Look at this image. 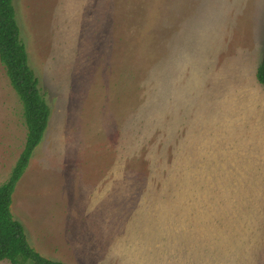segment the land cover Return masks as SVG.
<instances>
[{
  "label": "rangeland",
  "instance_id": "1",
  "mask_svg": "<svg viewBox=\"0 0 264 264\" xmlns=\"http://www.w3.org/2000/svg\"><path fill=\"white\" fill-rule=\"evenodd\" d=\"M13 6L51 112L12 198L30 246L66 264H264V0ZM26 137L0 61V186Z\"/></svg>",
  "mask_w": 264,
  "mask_h": 264
},
{
  "label": "trees",
  "instance_id": "2",
  "mask_svg": "<svg viewBox=\"0 0 264 264\" xmlns=\"http://www.w3.org/2000/svg\"><path fill=\"white\" fill-rule=\"evenodd\" d=\"M13 1L0 0V61L22 103L27 137L24 150L10 178L0 186V262L8 260L11 264H66L46 259L33 249L28 243L23 225L13 218L11 212L17 183L44 137L51 113L39 79L29 65L28 52L20 37ZM256 77L264 85V52Z\"/></svg>",
  "mask_w": 264,
  "mask_h": 264
}]
</instances>
